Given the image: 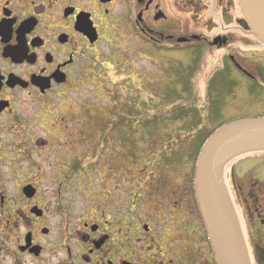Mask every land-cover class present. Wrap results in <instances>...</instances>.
<instances>
[{
    "label": "flooded vegetation",
    "instance_id": "obj_1",
    "mask_svg": "<svg viewBox=\"0 0 264 264\" xmlns=\"http://www.w3.org/2000/svg\"><path fill=\"white\" fill-rule=\"evenodd\" d=\"M121 25L125 38L182 51L191 64L220 52L210 79L226 57L250 86L264 88V43L241 0H0V264H192L193 242L209 244L198 212V229H178L166 211L145 213L136 198L128 204L122 188L90 192L88 156L72 135L57 134L56 107L95 77L96 48ZM245 50L258 60L241 59ZM247 159L255 163L237 167ZM233 162L240 217L254 234L251 258L264 264V151Z\"/></svg>",
    "mask_w": 264,
    "mask_h": 264
},
{
    "label": "rangeland",
    "instance_id": "obj_2",
    "mask_svg": "<svg viewBox=\"0 0 264 264\" xmlns=\"http://www.w3.org/2000/svg\"><path fill=\"white\" fill-rule=\"evenodd\" d=\"M121 8L119 5L115 8L117 14L121 13ZM122 22L119 20L120 24ZM116 32L117 35L106 33L96 48L95 77L80 84L75 92L63 96L56 107L57 118L62 119L64 128L57 134L64 135L66 140L72 135L73 142H78L80 155L88 156L85 161L91 164L92 170L90 192L104 195L109 190L115 194L122 188L128 194V204L136 198L145 213L160 216L166 211L172 217V226L175 224L180 229V224L185 223L198 229L200 221L191 190L194 163L190 135L185 139L181 135L166 139L165 127L150 134L141 133L138 125L181 104L200 110L204 130L231 118L263 115L264 89L252 90L248 80L236 74L224 57V67L234 81L233 88L226 90V72L219 73L214 86L220 93L225 91L224 99L221 98L218 113L211 111L209 101L215 97L210 96L209 83L221 67L220 52L205 51L190 73V57L182 55V51L152 49L130 33L125 38L122 25ZM255 57L254 51L245 50L240 58L252 62L258 60ZM176 70L181 75L180 80L176 78ZM189 76L191 97L181 92L180 98L169 99L166 95L168 87L181 91ZM51 112L55 111L52 109ZM41 116L49 122V128L53 123L51 116L46 117L45 113ZM131 121H137L132 128L129 127ZM180 125L171 127L181 130ZM168 146L171 151H166ZM232 162L224 166V184L241 226L250 262L258 264L251 258L252 249L247 242L254 234L248 236L239 213V208L243 211L238 197L241 192H237L231 182V166L235 163ZM172 234L178 236L177 231ZM191 248L192 264H212L208 243L193 242Z\"/></svg>",
    "mask_w": 264,
    "mask_h": 264
},
{
    "label": "water",
    "instance_id": "obj_3",
    "mask_svg": "<svg viewBox=\"0 0 264 264\" xmlns=\"http://www.w3.org/2000/svg\"><path fill=\"white\" fill-rule=\"evenodd\" d=\"M241 6L254 34L264 43V0H241ZM95 39L93 36L91 41ZM261 150H264V117H249L230 121L215 129L198 153L196 197L217 264H251L224 184L223 169L232 158ZM254 163L253 159H247L237 167L247 170Z\"/></svg>",
    "mask_w": 264,
    "mask_h": 264
},
{
    "label": "trees",
    "instance_id": "obj_4",
    "mask_svg": "<svg viewBox=\"0 0 264 264\" xmlns=\"http://www.w3.org/2000/svg\"><path fill=\"white\" fill-rule=\"evenodd\" d=\"M195 60H196V62L192 63L191 67L189 68L190 69L189 71L193 70L194 67L196 66L198 58ZM178 68H180V67H178ZM176 71H177L176 72V78L180 80L181 75H180L178 70H176ZM218 75H219V73H217L210 80L211 83H209L211 88H212V90H211L212 93H210V96L215 97V98H211V99L209 98L210 99V101H209L210 107L209 108L211 109V111L216 110L217 113H218V109H220L221 100L224 99L223 92H225V91H223L220 93L219 89L215 88V86H214L215 85L214 84L215 79ZM227 75H228V73H224V77H225V80L227 82V88H228L227 91H231L234 81L229 78V75L228 76ZM251 88H254L253 90L256 89V87H251ZM189 90L192 92L191 86H190V76H189V80L185 81V85L182 84L181 91H179L177 89H172L171 87H168V89L166 91V95H167V97H169V99L180 98V94H181V92H183V93H187L191 97V94H193V92L191 93ZM189 105H193V104H189ZM235 118H237V117H235ZM235 118H231V119H228L226 121L220 122L212 129L204 130V129H202L203 128L202 122H201L202 116H201L200 110L197 109L196 106H194V107L190 106L189 107L187 105L185 106V104H181L179 106L173 107V109L169 110L168 113H159V114L152 116V119L145 120V121L139 123L138 126H140L139 131L141 133L147 132L150 134H152L154 130L160 129V127H165L166 130H165L164 135H166V139H170L174 135L175 136L176 135L184 136V139H185V137L187 135H190L188 137L191 138L190 141H192V142H190L189 144L192 146V147L190 146V148L192 149V153H193V163H195L196 157L199 153V150H200L204 140L212 133V131L215 128H217L220 125H222L226 122H229ZM136 123H137V121H131V123L129 124V127L132 128L133 125H136ZM175 124H181L180 125L181 130H177V128L171 127L172 125H175ZM187 132H188V134H187ZM169 150L171 151L172 148L168 146L166 148V151H169ZM232 163H234V162H232ZM192 167H194V165ZM191 183H192V189L191 190H192L193 198L195 200V205L197 208L198 206H197V201H196V197H195V190H194V176L192 178ZM196 210L199 213L198 209H196ZM213 264H216L215 259H213Z\"/></svg>",
    "mask_w": 264,
    "mask_h": 264
}]
</instances>
